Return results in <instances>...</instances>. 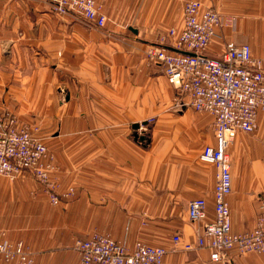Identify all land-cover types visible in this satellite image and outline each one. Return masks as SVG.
Instances as JSON below:
<instances>
[{
  "label": "crops",
  "instance_id": "0c3cea01",
  "mask_svg": "<svg viewBox=\"0 0 264 264\" xmlns=\"http://www.w3.org/2000/svg\"><path fill=\"white\" fill-rule=\"evenodd\" d=\"M184 1L106 0L108 20L95 28L52 11L50 0H0V112L41 125L55 153L58 191L77 192L53 207L30 174L0 175V229L30 246L33 264H82L74 240L94 231L130 247L165 246L164 264H220L206 248H170L177 233L183 242L196 239L190 200L206 198L213 218L217 174L200 160L216 144L213 117L177 108L178 90L145 54L157 32L181 24ZM201 1L237 20L213 46L220 42L223 51L221 40H232L264 55V0ZM51 53L61 56L55 61ZM137 123L147 131H136ZM136 132L146 139L136 140ZM231 148V220L241 232L255 226L264 203V111L257 130L238 132ZM236 264H264V253Z\"/></svg>",
  "mask_w": 264,
  "mask_h": 264
},
{
  "label": "built area",
  "instance_id": "2783aa9c",
  "mask_svg": "<svg viewBox=\"0 0 264 264\" xmlns=\"http://www.w3.org/2000/svg\"><path fill=\"white\" fill-rule=\"evenodd\" d=\"M106 0H50L58 13L72 12L95 28L105 26L108 16ZM236 17L225 15L201 0L182 4L179 26L152 41L145 50L147 59L163 66L169 83L178 90L177 108L191 107L213 117L215 145H206L200 160L217 169L214 189V216L208 218V202L195 197L188 205L189 219L199 224L195 241L183 242L173 235L171 250L206 248L210 260L236 264L237 258L250 252H264V203L255 226L235 232L232 228L229 196L233 192L230 148L238 132L253 133L258 116L264 110V55L256 56L248 43L225 41L223 51L213 55L211 47L223 30L234 31ZM57 53H51L55 58ZM153 124L155 120L149 119ZM36 123H24L10 111L0 112V175L11 180L30 174L47 193L49 201L59 206L76 196V188L60 193L58 168L54 155L40 134ZM140 131H147L146 125ZM73 248L82 264H164L169 248L142 241L133 247L109 234L94 231L87 238H76ZM0 256L4 263L33 264L34 255L23 240H11L0 229Z\"/></svg>",
  "mask_w": 264,
  "mask_h": 264
},
{
  "label": "rangeland",
  "instance_id": "374dc122",
  "mask_svg": "<svg viewBox=\"0 0 264 264\" xmlns=\"http://www.w3.org/2000/svg\"><path fill=\"white\" fill-rule=\"evenodd\" d=\"M166 31H168V30H166ZM166 31H160V32H157L156 33V35L151 39V41H156L159 37H160V35L161 34H163V33H166ZM222 38V37H221ZM220 37H217L216 39H218L219 41H220V39H221ZM222 42H223V39L221 40V45H224V42H223V44H222ZM212 46H213V44H212ZM215 49H214V51H213V55H219L222 51H221V48H220V42L218 43V44H216V45H214L213 46ZM221 51V52H220ZM58 56L60 57L61 56V54L60 53H57V55L55 56V58H54V60L55 61H57L59 58H58ZM176 101V100H175ZM264 111V110H263ZM153 121L155 120V118H151ZM148 122H152L151 120H148ZM36 124H38V126L41 128V125L39 124V123H36ZM40 134H41V136H43V138H45V136L43 135V133H42V130H40ZM45 140V139H44ZM48 146V145H47ZM49 148V147H48ZM49 151L54 155V159L56 158L55 157V153L49 148ZM232 153V148H230V154ZM207 164H210V163H207ZM211 165H213V164H211ZM76 196H77V194H76ZM76 196L75 197H73L72 199H70V200H73L74 198H76ZM69 201V200H68ZM64 202V201H63ZM52 205V204H51ZM53 207H58V206H54V205H52ZM60 206V205H59ZM264 253V252H263ZM263 253H258V252H250V253H247V254H263ZM247 254H244V255H247ZM243 256V255H242ZM0 258H1V260H2V262L4 263V261H3V259H2V257L0 256ZM6 264V263H5Z\"/></svg>",
  "mask_w": 264,
  "mask_h": 264
},
{
  "label": "water",
  "instance_id": "95a60500",
  "mask_svg": "<svg viewBox=\"0 0 264 264\" xmlns=\"http://www.w3.org/2000/svg\"><path fill=\"white\" fill-rule=\"evenodd\" d=\"M140 126H141V124H134V126H133V128L136 130V131H138L139 129H140ZM135 137H136V140H140V141H144L145 139H146V136L145 135H140L138 132H136V135H135Z\"/></svg>",
  "mask_w": 264,
  "mask_h": 264
}]
</instances>
